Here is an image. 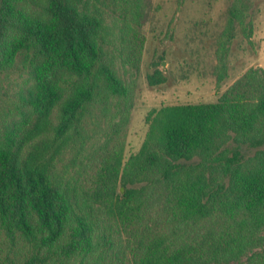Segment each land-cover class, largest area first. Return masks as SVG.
Instances as JSON below:
<instances>
[{"label":"trees","instance_id":"1","mask_svg":"<svg viewBox=\"0 0 264 264\" xmlns=\"http://www.w3.org/2000/svg\"><path fill=\"white\" fill-rule=\"evenodd\" d=\"M94 7L0 0V74L27 76L22 116L0 132V239L25 253L1 251L0 264H264V70L249 68L215 102L151 111L140 149L123 161L122 146L107 148L119 123L103 128L102 109L109 100L118 119L131 91ZM126 45L137 68L142 38ZM92 115L87 135L106 134V146L74 182L60 150Z\"/></svg>","mask_w":264,"mask_h":264},{"label":"rangeland","instance_id":"2","mask_svg":"<svg viewBox=\"0 0 264 264\" xmlns=\"http://www.w3.org/2000/svg\"><path fill=\"white\" fill-rule=\"evenodd\" d=\"M98 10L103 19L102 36L116 72L129 85L130 103L120 102L119 118L112 120L109 100L103 128L107 129V148L122 146L123 161L136 153L147 133V115L163 106L212 103L249 68L264 70V0H81ZM92 9V8H91ZM245 20H251L253 33L246 39ZM142 38L137 68L127 43ZM134 57V56H133ZM224 61V64L221 63ZM148 76L162 78L150 86ZM21 69L0 74V132L22 116V90L27 87ZM92 115L80 131V138L63 147L68 176L75 182L98 163L108 136H88ZM98 127V126H97ZM35 139V138H34ZM32 140L30 146L39 140ZM246 156L253 150L242 148ZM124 188L116 180L115 193ZM0 252L19 260L22 247L10 248L0 239ZM251 252L241 259L246 262ZM1 262V261H0Z\"/></svg>","mask_w":264,"mask_h":264}]
</instances>
